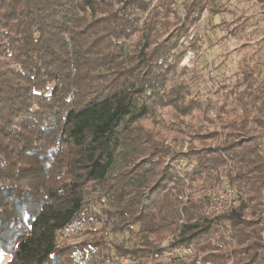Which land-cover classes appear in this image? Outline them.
I'll use <instances>...</instances> for the list:
<instances>
[{
	"label": "trees",
	"instance_id": "obj_1",
	"mask_svg": "<svg viewBox=\"0 0 264 264\" xmlns=\"http://www.w3.org/2000/svg\"><path fill=\"white\" fill-rule=\"evenodd\" d=\"M232 1L248 0H0L6 264H153L167 247H192L205 264H264L259 57L214 82L217 100L178 72L181 41ZM238 21L231 37L244 36ZM222 177L239 200L214 215ZM94 223L104 228L66 240ZM109 231L136 241L110 244Z\"/></svg>",
	"mask_w": 264,
	"mask_h": 264
},
{
	"label": "rangeland",
	"instance_id": "obj_2",
	"mask_svg": "<svg viewBox=\"0 0 264 264\" xmlns=\"http://www.w3.org/2000/svg\"><path fill=\"white\" fill-rule=\"evenodd\" d=\"M242 16L244 24H246V31L241 32L243 37H231L228 34V30L232 28H241L238 18ZM226 24H229L228 27ZM227 28H229L227 30ZM248 38L250 40H248ZM264 5L257 0H248L243 3L232 1L230 13L218 16H210L207 12L199 23L191 29L189 38H184L181 42V49L184 51L183 57L178 65V72L184 68H188V71L184 78L191 85L192 91L195 94L197 91L201 92V95L206 101L209 99L217 100L218 94L216 92L214 82L220 83L225 80L233 81L239 73V60L244 55H254L259 57L261 67L259 69V78H264ZM194 39V40H193ZM197 42V47L193 46L191 42ZM215 102V101H213ZM174 111L173 108L159 109L158 113L170 116V113ZM212 116L213 112L210 113ZM151 120L148 121V123ZM91 228L102 230L103 225L90 224L82 227L81 229H70L65 237L68 242H80L91 236L85 234L90 231ZM101 235V234H100ZM107 240H110V244H124L129 246L136 241L131 233L113 234L109 231L108 235L104 236ZM113 246L105 250V254L113 256L110 260H117L114 257ZM198 264H205L202 254H199ZM9 257L3 255L0 258V264H6ZM120 264L122 261H119ZM191 264L190 262H186ZM209 264V263H207Z\"/></svg>",
	"mask_w": 264,
	"mask_h": 264
},
{
	"label": "built area",
	"instance_id": "obj_3",
	"mask_svg": "<svg viewBox=\"0 0 264 264\" xmlns=\"http://www.w3.org/2000/svg\"><path fill=\"white\" fill-rule=\"evenodd\" d=\"M222 185L217 190L214 199L211 202L210 209L214 215H223L236 205L239 195L229 185L227 178L222 177ZM169 246L167 243L166 247ZM165 256L153 264H178L180 262H190L198 264L200 258L197 251L192 247L170 248L167 247ZM201 260V259H200ZM124 264H136L128 257L121 258Z\"/></svg>",
	"mask_w": 264,
	"mask_h": 264
}]
</instances>
